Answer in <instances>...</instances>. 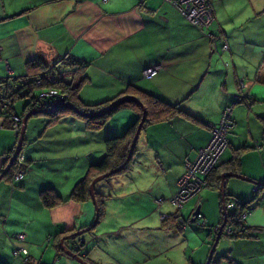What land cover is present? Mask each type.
Listing matches in <instances>:
<instances>
[{
  "label": "crops",
  "instance_id": "1",
  "mask_svg": "<svg viewBox=\"0 0 264 264\" xmlns=\"http://www.w3.org/2000/svg\"><path fill=\"white\" fill-rule=\"evenodd\" d=\"M207 1L214 15L208 26L210 35L164 0H0V77L22 76L29 60L52 64L71 54L83 67L65 75L81 80L77 94L84 102L133 94L140 88L170 103L162 117L141 127L130 165L107 175L129 171L127 177L133 183L120 180L119 191L137 190L148 211L154 203L162 208L168 200L184 160L206 143L209 125L228 104L233 122L217 173L228 171L231 157L237 155V172L247 178L225 175L222 180L220 176L221 187L248 199L255 182L264 181V0ZM234 7L245 11L243 19H231L229 12ZM224 42L226 48H222ZM151 66L157 70L144 77L142 70ZM238 93L242 100L234 98ZM121 109L127 110L117 109L119 114L114 111L98 127L89 126L71 111L55 118L44 111L27 117L18 151L23 155L21 177L11 180L4 173L0 177V264H83L66 254L59 243L60 237L87 226L90 220L88 200L70 199L69 192L90 163L102 156L104 139L122 133L135 119V110ZM6 121L0 116V173L18 138ZM203 187L182 204L180 212L184 216L198 206L201 217L214 223L207 231L209 237L220 222V195L214 186ZM45 188L61 200L45 204L41 197ZM212 190H216L217 205L215 198L208 210L201 195ZM157 197L162 198L159 204ZM173 207L159 215L173 212ZM140 217L124 221L117 231L103 228L88 250L87 239L80 235L73 239L80 253L94 263L140 264L137 254H117L116 243L126 237L137 244L150 229H159L161 244L165 233L175 235L184 227L165 226L160 217L150 225ZM243 221L253 228V235H220L214 264H264V190L249 203ZM19 232L21 239L16 237ZM103 235V247L95 245ZM71 238L63 240L67 246ZM13 247H25L27 252L13 254ZM150 248L155 252L156 244ZM99 250L108 254L107 261ZM202 260L192 255L185 264H201Z\"/></svg>",
  "mask_w": 264,
  "mask_h": 264
},
{
  "label": "trees",
  "instance_id": "2",
  "mask_svg": "<svg viewBox=\"0 0 264 264\" xmlns=\"http://www.w3.org/2000/svg\"><path fill=\"white\" fill-rule=\"evenodd\" d=\"M204 33L207 34V32ZM26 67H27L26 70L27 72L22 76L12 77V78L0 77V114L7 116L9 113H15L14 107L12 105L15 97H25V102L23 104L21 113L20 114L16 113L20 116L29 109L38 110L35 113H39V112L42 113L44 111L49 116V118H55L57 117V115H60L62 112L65 111H71L75 113L77 116L82 117L86 121V123L91 127L100 126L107 119V117H109L117 109L131 108L135 110L136 113L135 119L127 125L126 129L122 133L111 135L104 139V152L102 156L97 161L91 162L85 174L82 177L78 178L72 185L69 192L70 199L77 201L88 200L89 198H91L88 185L93 176L116 168L114 171L108 174L110 175L112 173L125 170L130 165L132 161V153L130 157H128L127 159H126V155L130 146L131 138L134 133L136 124L141 116V106L139 105L136 99L127 98L120 100L118 103L114 104L113 106L107 109H104L107 104H109L112 100L118 98V96L122 94H117L112 97L93 103H87L82 101L77 94L81 80L74 81L72 78L69 77L70 75L69 76L65 75L66 74L65 72L70 73L71 71H77L76 69L79 70L83 67L82 62H80L77 58H74L71 54L62 55L52 64H46L41 59L29 60L26 62ZM37 79H39V82H37ZM47 87L55 88L56 93L49 96L40 95V93ZM133 94L139 100H141L145 108V117L143 119L141 127L150 120H154L158 117H162L169 108L168 104L170 105V103L166 102L157 95L146 92L140 88H136V91L133 92ZM242 99L243 98L241 96L240 99H236V100H242ZM54 102H58V103L54 104ZM70 105H72L74 108H72ZM6 120H7L6 125L10 126V122L7 119V117ZM216 122H218V120ZM209 132L211 134L210 128H209ZM16 136H18V134H16ZM226 146L227 144L225 145L223 151L225 150ZM195 154L192 157L186 159L193 158ZM222 159L223 156L221 153L220 161L206 175V183L203 185V186L206 185L214 186L216 189L219 190V195H220L221 218H220V222L218 223V225H216L214 229V233L210 241V245L216 234L218 226L221 222H223V219H224V223L222 228L220 229L219 236L222 234L230 237H244V236L253 235V230H252L253 228H251L250 226L244 223L243 217L248 210L249 203L253 200L254 197H256L259 193H261L264 190V181H257L255 182L256 185L255 188L252 190L253 193L251 197L248 199H242L228 193L226 190H224L221 187V179L219 174L217 173L218 170L217 167L221 165V163H223ZM230 161L232 162L231 164L232 166L230 165L228 171L237 172L238 171L236 165L238 162L237 155L232 156ZM19 167L22 169L21 165ZM19 167L16 165V162L13 160V162L9 165V167L4 171L3 175H6V177L10 178L11 180H14L12 178L13 172ZM215 171L216 173L214 174ZM211 174H213V176H211ZM175 190L172 193H174ZM104 196H105L104 194H101L94 190L93 201L96 207L95 209L96 219H98L102 213L101 211H102V203ZM41 197L43 202L47 205L53 204L61 200V197L57 193H53V190L50 188L43 189L41 191ZM229 201L234 202L233 208L226 207L225 204L228 203ZM222 204L225 205V212H223L222 210ZM173 206H174L173 212L166 213L165 217L160 216L162 224L165 226H173V225L179 227L184 226L185 221L190 220V217L193 214L192 212L196 207L195 206L192 209L189 216L185 217L180 212L181 206L179 208L175 207V205ZM199 217H201V213L198 208L197 215L195 216L194 219ZM201 224L205 225L204 222H201ZM72 232L69 233L70 237L72 238L71 240H69L71 244L68 247L72 251L77 253L79 256H81L83 259L87 260L90 264H97L94 263L91 259L86 258L84 252L81 254L80 247H78L77 245L74 247L73 238L78 234L71 235ZM74 242L76 241L74 240ZM63 243L66 244L64 241ZM215 260L216 258H214L213 254H211L207 264H214Z\"/></svg>",
  "mask_w": 264,
  "mask_h": 264
},
{
  "label": "rangeland",
  "instance_id": "3",
  "mask_svg": "<svg viewBox=\"0 0 264 264\" xmlns=\"http://www.w3.org/2000/svg\"><path fill=\"white\" fill-rule=\"evenodd\" d=\"M244 13L245 11L244 10L240 11L239 7L237 8L234 7L233 9L232 8L230 9L229 15L231 19H235L239 16L241 17L240 19H243L244 18L243 16L245 15ZM122 95H131V94H122ZM24 102H25V97H15V99L13 100L12 105L17 113H21V108ZM123 110H127V109L120 108L117 111L123 112ZM118 112L116 114H119ZM223 152H222V156H223ZM128 172L129 171H125L123 174L119 173L109 177L107 176L101 177L95 181L96 183L93 184V190L97 192L100 191V193L104 194L105 196L103 198V203H102V211H101L102 213L100 217L96 219L95 222L94 220L96 218L95 217L96 207L93 199L92 198L88 199V203L90 204V220L88 225L91 226L90 229L78 234L84 240L87 239L84 243L86 250L90 249V247L91 248L93 247L95 243L94 240L96 234L98 232L100 233L103 228L105 229V227H110L112 230L117 231L121 228L123 224L126 223L124 221L138 216H141L140 218L142 219V221L144 222L149 221L150 225H154L159 222V217H160L159 211H165L163 210L164 208L173 206V204L171 206L168 203L170 202L169 200H166L165 203L162 205V208L161 206L160 208L157 207L156 204L154 203L153 210L148 211L147 209L144 208L145 204L142 203V195H140V193L137 190L132 191L131 189L125 188L124 194H121V192L119 191L121 187V184L119 183L120 180H123L128 185L133 183V180H130L127 177L129 174ZM204 189H206V187H203L202 191ZM207 192H211L210 189H207ZM109 194L111 196H109ZM197 196H195L194 198H197ZM215 196H216V190L215 191L212 190V193H207V195L206 194L201 195L202 199H204V201L202 202L203 207L207 208L208 210L211 209L212 208L211 202L215 201V198L217 205V196L216 197ZM157 198L155 199V201H157ZM161 202L162 201H159L158 204ZM144 212L145 214L146 213L147 214L142 216V213ZM160 214H162V212ZM187 215L190 214L186 211L184 216L186 217ZM201 222H205L206 224L205 225L201 224ZM185 224L184 227L182 228L183 231L178 230V232L175 235L169 233L168 235L167 233H165L164 240L162 238V241L165 244L161 247L158 246L163 244V242L161 244L158 243V239L161 238L160 235H162L161 233H159L161 232L159 231V229L156 230L150 229L151 230L150 234L149 235L146 234L144 237L139 238L137 244L134 243L131 244L129 242V239L125 237L122 242L120 241L119 243H116L117 254L121 256L123 253H127V252H130V254H137V256L142 261L140 264H185L188 256L191 257L193 255L197 258H202L203 259L201 262L202 264L207 257L210 248V241L213 236V233L209 237L206 234L209 228H211L214 225V223L207 222L204 220L203 217H199L194 220L185 221ZM101 236L100 238H98L96 242L97 244L95 245L97 246L99 245L103 247L101 243H104L103 240L104 235L103 237ZM151 244L152 245L156 244L155 252H154V248L153 250L150 248ZM216 247L217 244L215 245L214 252L212 253L213 257H216V252L218 251L216 250ZM198 248L199 249L204 248V252L203 251L199 252ZM99 252H101L102 257L107 261L108 254H106L102 250H99ZM154 253L157 254L154 255ZM145 255L147 257L144 258ZM107 264H121V263H116V262L113 263L111 260V261H107ZM123 264H129V262L127 263L124 262Z\"/></svg>",
  "mask_w": 264,
  "mask_h": 264
},
{
  "label": "built area",
  "instance_id": "4",
  "mask_svg": "<svg viewBox=\"0 0 264 264\" xmlns=\"http://www.w3.org/2000/svg\"><path fill=\"white\" fill-rule=\"evenodd\" d=\"M164 1L172 4L189 22L210 35L208 26L213 21L214 15L207 0ZM226 47L227 45L224 42L222 48ZM156 70L157 66L146 67L142 70V75L144 77H150ZM37 82H39V79H37ZM55 93V88L47 87L40 93V95L49 96ZM234 96L235 99L241 98L240 94ZM0 116L7 117L13 132L18 134L21 124V116L16 113H9L7 116L0 114ZM232 122L231 106L227 104L222 108L218 122L209 125L211 134L208 141L197 150L193 158L184 160L183 170L177 178V188L175 192L168 197V200L171 204L175 205V207L179 208L188 197L197 193L206 183V175L220 161L221 153L227 144L226 134L231 127ZM0 125H2L1 122ZM262 144L264 145V139ZM14 161L19 167L23 161V155L17 153ZM21 174L22 169L19 167L13 172L12 178L16 180L21 177ZM159 201H162V198H157V204ZM225 205L227 208H233L234 202L229 201ZM160 216L165 217L166 213H162ZM16 237L19 239L23 238V233H17ZM12 250L13 254H25L27 252L25 247H13ZM82 253L83 251L81 254Z\"/></svg>",
  "mask_w": 264,
  "mask_h": 264
},
{
  "label": "water",
  "instance_id": "5",
  "mask_svg": "<svg viewBox=\"0 0 264 264\" xmlns=\"http://www.w3.org/2000/svg\"><path fill=\"white\" fill-rule=\"evenodd\" d=\"M127 98H133V99H136L139 103V105L141 106V116H140V119L138 120L137 124H136V127H135V130H134V133L132 135V138H131V142H130V146H129V149H128V152H127V155H126V159L128 157H130L131 153H132V150H133V147L135 145V142H136V139L138 137V134H139V131L141 129V125H142V122H143V119L145 117V108L143 106V104L140 102V100L135 97L134 95H122V96H119L118 98L112 100L109 104H107L105 106L104 109H107L111 106H113L114 104L118 103L120 100H123V99H127ZM55 103H58V102H54ZM72 108H74L72 105H70ZM36 109H29L27 110L26 112H24L22 115H21V124H20V128H19V132H18V138H17V144L14 148V151L12 152V154L10 155L9 157V160H8V163L6 164V167L2 170V172L0 173V177L2 176V174L4 173V171L9 167V165L13 162V160L15 159V156L17 155L18 151H19V147H20V144L24 138V128H25V122H26V119L29 115H31L32 113H35ZM116 168L114 169H111V170H108V171H105L103 173H100L98 175H95L91 178L90 182H89V185H88V189H89V193L91 195V198L94 200V190H93V184L94 182L101 178V177H104V176H107L109 173H111L112 171H114ZM225 175H234V176H239V177H244V178H247L246 176L238 173V172H232V171H223L221 172L220 176H221V179L223 180L224 179V176ZM222 210L223 212H225V205L222 204ZM197 212H198V206L195 207V209L193 210V214L192 216L190 217V220H194L195 216L197 215ZM96 217V216H95ZM96 221V218L94 220V222ZM223 223H224V219H223V222H221L218 226V229L216 231V234L213 238V241L210 245V248H209V251H208V254H207V257L205 259V261L202 263V264H207L208 263V260H209V257L210 255L212 254L214 248H215V245L218 241V238H219V234H220V229L222 228L223 226ZM90 226L91 225H88V226H85L83 228H80L78 230H75L74 232L71 233V235H75V234H80L81 232L83 231H86L88 229H90ZM70 235H66V236H62L59 238V243H60V247L61 249L68 255L70 256H73L75 258H77L78 260H80L83 264H90L88 263V261L84 260L81 256H79L77 253H75L74 251H72L66 244L63 243V240L65 238H69Z\"/></svg>",
  "mask_w": 264,
  "mask_h": 264
},
{
  "label": "flooded vegetation",
  "instance_id": "6",
  "mask_svg": "<svg viewBox=\"0 0 264 264\" xmlns=\"http://www.w3.org/2000/svg\"><path fill=\"white\" fill-rule=\"evenodd\" d=\"M72 240H73V239H72ZM73 243L75 244L74 240H73ZM75 246H76V244H75Z\"/></svg>",
  "mask_w": 264,
  "mask_h": 264
}]
</instances>
